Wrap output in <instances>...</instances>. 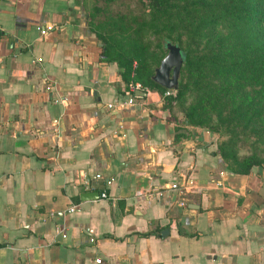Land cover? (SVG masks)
<instances>
[{
	"label": "crops",
	"instance_id": "crops-1",
	"mask_svg": "<svg viewBox=\"0 0 264 264\" xmlns=\"http://www.w3.org/2000/svg\"><path fill=\"white\" fill-rule=\"evenodd\" d=\"M85 3L0 0V264H264V165L129 93Z\"/></svg>",
	"mask_w": 264,
	"mask_h": 264
},
{
	"label": "trees",
	"instance_id": "trees-1",
	"mask_svg": "<svg viewBox=\"0 0 264 264\" xmlns=\"http://www.w3.org/2000/svg\"><path fill=\"white\" fill-rule=\"evenodd\" d=\"M146 8L150 26L159 33L162 45L171 42L175 28L183 22L188 27L187 39L180 42L179 36H176L175 43L171 42L180 50L183 68V76L179 75L172 99L184 100L189 86L187 79L192 76H195V86L202 87L207 95L215 97L228 95L229 92L232 97L243 86L258 85L264 90V0H149ZM135 24L138 27L141 25ZM159 26L161 28L157 30ZM95 35L101 43V60L116 64L123 81L138 83L135 78L136 67H131L132 60L124 52L115 49L113 44L107 43L101 35ZM227 40L236 41L232 44L233 54L225 51ZM150 76L146 80V89L157 88L163 93L164 89L155 84ZM211 79L217 85H209ZM242 93L246 92L235 95L239 97ZM164 100L169 102L171 99L165 97ZM244 108V115L253 113L249 112L248 107ZM235 109L242 111L239 105ZM194 112L195 107H192L188 116L191 117ZM234 163L238 169H227L239 174H246L254 166L264 164L255 157Z\"/></svg>",
	"mask_w": 264,
	"mask_h": 264
},
{
	"label": "rangeland",
	"instance_id": "rangeland-1",
	"mask_svg": "<svg viewBox=\"0 0 264 264\" xmlns=\"http://www.w3.org/2000/svg\"><path fill=\"white\" fill-rule=\"evenodd\" d=\"M148 2L149 0H113L111 3H104L102 0H86L85 3L88 29L101 35L107 43L113 44L115 49L124 52L132 60L131 67H136L135 78L141 87L146 88L147 78L153 74L154 68L165 54L159 33L149 23L146 8ZM165 18L166 16L161 20ZM136 22L141 25L138 27ZM184 23L175 28L171 42L175 43L176 36H179L180 42L187 39L188 27ZM235 42L226 41L225 51L228 54L234 53L232 44ZM182 69L180 77L183 76ZM185 77L187 79V75ZM194 79L195 76L187 79L189 86L184 100L170 97L169 102L165 101L168 113L179 132L183 136L189 134L188 130L191 129L208 132L207 141H211L215 153L226 168L238 169L234 162L242 163L253 157L264 163V90L258 85L243 86L235 94L246 93L239 97L235 94L229 96L230 92L228 95L215 97L207 95L202 87L195 86ZM210 84L217 85L213 79ZM148 89L159 91L157 88ZM217 90L218 87L215 88ZM160 93L158 96L161 97ZM237 105L242 111L235 109ZM244 106L253 113L244 115ZM192 107H195V112L189 117ZM248 116L252 118L249 119Z\"/></svg>",
	"mask_w": 264,
	"mask_h": 264
},
{
	"label": "water",
	"instance_id": "water-1",
	"mask_svg": "<svg viewBox=\"0 0 264 264\" xmlns=\"http://www.w3.org/2000/svg\"><path fill=\"white\" fill-rule=\"evenodd\" d=\"M100 44V43H99ZM165 54L159 60L157 66L154 68L153 74L150 76L151 80L162 87L163 89L176 90L177 83L182 67V58L180 50L177 45L167 41L164 43ZM136 97H144L145 92L141 90L134 91ZM203 140L207 141L208 132L203 131ZM98 192L85 191L79 195V198H97ZM167 233V230H162L161 235Z\"/></svg>",
	"mask_w": 264,
	"mask_h": 264
},
{
	"label": "built area",
	"instance_id": "built-area-1",
	"mask_svg": "<svg viewBox=\"0 0 264 264\" xmlns=\"http://www.w3.org/2000/svg\"><path fill=\"white\" fill-rule=\"evenodd\" d=\"M127 88H128V92L129 93L137 91V90H141L142 91L141 85L139 83H137V82H129ZM161 95L164 98L165 97L173 98L175 96V90L164 89V91H163V93ZM127 100H128L127 101L128 104H131L133 102L131 97H129ZM106 108H107V110H114L115 105L107 104ZM96 177H99V175H97ZM108 182H109V179L106 180V183H108ZM191 184H192V180L187 175L185 178L179 179L176 182H171L169 184L168 188L170 190L175 191L176 194L181 195V194H183V193H185L186 191L189 190ZM99 197L105 198L106 195L104 193H100ZM180 204L183 205V202H180ZM92 241H93V238H90V242H92ZM94 261H95V263H99L98 259H95Z\"/></svg>",
	"mask_w": 264,
	"mask_h": 264
}]
</instances>
